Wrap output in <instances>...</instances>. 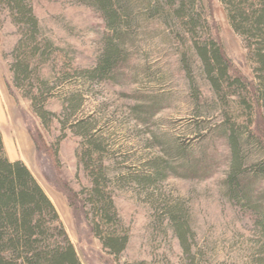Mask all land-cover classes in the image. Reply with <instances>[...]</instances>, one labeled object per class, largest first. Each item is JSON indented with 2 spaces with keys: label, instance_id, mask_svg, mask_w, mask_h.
<instances>
[{
  "label": "rangeland",
  "instance_id": "obj_1",
  "mask_svg": "<svg viewBox=\"0 0 264 264\" xmlns=\"http://www.w3.org/2000/svg\"><path fill=\"white\" fill-rule=\"evenodd\" d=\"M204 2L229 57L255 80L259 64L248 48L255 40L247 42L235 30L223 0ZM35 7L45 33L66 50L74 66L92 68L105 45L108 28L102 15L83 0H36ZM4 14L0 129L7 153L12 161L23 160L30 166L57 206L85 264H256L264 243L253 220L227 195L230 146L216 136L224 107L216 102L213 87L198 64H193V74L191 66L181 64L180 42L157 35L150 41L141 38L144 47L134 53L131 66L134 70L136 65H146L152 76L136 77L129 69L119 84L85 86L79 74L68 79L61 89H85L87 103L64 131L58 119L47 127L32 101L16 87L11 64L20 29L8 11ZM197 87L204 94L200 103L194 97ZM147 102L160 103L162 110L155 118L137 113L136 107ZM49 109L62 116L63 98H53ZM84 119H90L95 132L108 141L106 163L115 180L110 186L131 237L120 258L107 251L93 231L95 216L88 196L93 179L81 161L88 145L83 147L85 139L72 126ZM177 148L191 157L206 152L215 156L216 174L200 180L166 172L164 181H150L155 163L178 165ZM174 215L183 216L186 236L177 228Z\"/></svg>",
  "mask_w": 264,
  "mask_h": 264
},
{
  "label": "trees",
  "instance_id": "obj_2",
  "mask_svg": "<svg viewBox=\"0 0 264 264\" xmlns=\"http://www.w3.org/2000/svg\"><path fill=\"white\" fill-rule=\"evenodd\" d=\"M35 1L0 0V24L8 11L20 29L11 64L14 82L32 101L44 124L51 127L58 119L67 131L86 106L85 89L69 92L61 89L72 76L81 75L85 86L119 84L129 69L136 77L152 76L146 65H136L134 70L131 66L134 53L144 47L141 38L150 41L157 35L158 39L177 40L182 46L181 64L191 66L193 74V64L197 63L213 87L216 102L224 107L216 136L223 137L230 146L227 195L253 220L264 243V0H223L235 30L247 42L255 40L248 46L259 64L255 80L240 71L229 57L220 29L212 22V13L204 0H83L102 15L108 28L104 49L89 69L75 67L69 55H65L66 50L47 36L36 13ZM59 95L64 101L62 116L49 109L50 101ZM203 96L197 87L194 97L198 103ZM161 110L159 102L136 107L137 113L151 119ZM72 126L85 139L83 147L88 145L81 161L93 179L88 192L95 216L93 231L105 249L120 258L131 237L110 186L115 180L106 163L108 141L95 132L90 119L77 120ZM176 150L178 165L155 163V174L150 181H164L168 178L166 172L200 180L216 174L215 156L206 152L196 158L181 148ZM182 218L174 215L173 219L186 236L187 226L181 224ZM260 253L256 264H264V245ZM0 264H85L57 206L30 166L23 160L10 159L1 129Z\"/></svg>",
  "mask_w": 264,
  "mask_h": 264
}]
</instances>
